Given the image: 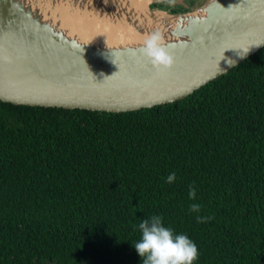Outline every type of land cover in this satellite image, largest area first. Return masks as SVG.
I'll return each mask as SVG.
<instances>
[{"label":"trees","instance_id":"obj_1","mask_svg":"<svg viewBox=\"0 0 264 264\" xmlns=\"http://www.w3.org/2000/svg\"><path fill=\"white\" fill-rule=\"evenodd\" d=\"M153 215L196 244L194 264H264V48L138 111L0 101V264H143Z\"/></svg>","mask_w":264,"mask_h":264},{"label":"water","instance_id":"obj_2","mask_svg":"<svg viewBox=\"0 0 264 264\" xmlns=\"http://www.w3.org/2000/svg\"><path fill=\"white\" fill-rule=\"evenodd\" d=\"M41 1L0 0V101L5 103L138 111L186 98L264 48V0H207L176 13L151 0L138 13V24L132 0H59L61 9L75 8L78 15L60 9L56 18L42 14L51 8L50 0ZM120 5L129 7L121 13ZM155 30L164 33L175 61L159 76L142 45H103ZM93 36L100 38L97 46L79 43Z\"/></svg>","mask_w":264,"mask_h":264},{"label":"clouds","instance_id":"obj_3","mask_svg":"<svg viewBox=\"0 0 264 264\" xmlns=\"http://www.w3.org/2000/svg\"><path fill=\"white\" fill-rule=\"evenodd\" d=\"M169 7H174L176 0H161ZM143 56L148 60L154 73L159 76L170 71L174 66V57L170 54L164 33L160 30L147 34L141 47ZM233 61H229L232 64ZM176 180V174L167 177L169 184ZM191 199L195 198V190H189ZM201 205H190V211L198 213ZM211 217H197L198 223H206ZM141 239L135 244V250L143 260V264H194L199 252L196 244L186 234H174L162 223V217L153 215L139 221Z\"/></svg>","mask_w":264,"mask_h":264},{"label":"bare ground","instance_id":"obj_4","mask_svg":"<svg viewBox=\"0 0 264 264\" xmlns=\"http://www.w3.org/2000/svg\"><path fill=\"white\" fill-rule=\"evenodd\" d=\"M16 1L21 2V3L25 2V0H16ZM29 1H31V0H29ZM148 1H151V0H132V6H130V7H131V9H133V12H135L134 14H136V17L134 16V22L135 23L138 24V13L142 12V9L146 7V4ZM41 2H46V0L41 1ZM52 3H54V5L51 6ZM58 3H59V0H50L49 4H47V7L51 8V9H49L47 11L45 10V12H42V14L45 16L52 15L53 17H55L54 14L60 15L61 12L69 13L70 16L78 15V13H77L78 11L75 8L71 9V8L65 7V8L61 9L62 5H60V4L58 5ZM127 7H129V6L120 5L121 13L126 12ZM109 18L112 20L111 16H109ZM184 22H187V21L183 20L182 23H184ZM130 35L134 36L135 34L130 33ZM144 38L145 37H143L142 34L139 33L137 35V37L131 38L129 40H126V38H123V39L115 38L114 40H109L108 42H103V45L107 46L106 48H110V47H136V46H140L143 44ZM132 39H137V40H132ZM79 40H80L79 43H83L84 45L97 46L100 38L97 36H93V38L91 37L90 40H88V41L83 42L80 38H79Z\"/></svg>","mask_w":264,"mask_h":264},{"label":"flooded vegetation","instance_id":"obj_5","mask_svg":"<svg viewBox=\"0 0 264 264\" xmlns=\"http://www.w3.org/2000/svg\"><path fill=\"white\" fill-rule=\"evenodd\" d=\"M197 0H186V5H176L175 7L180 10H191L197 7Z\"/></svg>","mask_w":264,"mask_h":264},{"label":"rangeland","instance_id":"obj_6","mask_svg":"<svg viewBox=\"0 0 264 264\" xmlns=\"http://www.w3.org/2000/svg\"><path fill=\"white\" fill-rule=\"evenodd\" d=\"M201 0H197V2H198V7H200L201 5H203L207 0H204L203 2H200ZM179 3H180V1H179ZM181 3H182V5H186V0H182L181 1Z\"/></svg>","mask_w":264,"mask_h":264}]
</instances>
